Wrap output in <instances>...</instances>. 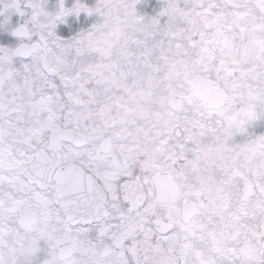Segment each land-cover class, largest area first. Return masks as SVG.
Instances as JSON below:
<instances>
[{"label": "snow or ice", "instance_id": "1", "mask_svg": "<svg viewBox=\"0 0 264 264\" xmlns=\"http://www.w3.org/2000/svg\"><path fill=\"white\" fill-rule=\"evenodd\" d=\"M0 264H264V0H0Z\"/></svg>", "mask_w": 264, "mask_h": 264}]
</instances>
